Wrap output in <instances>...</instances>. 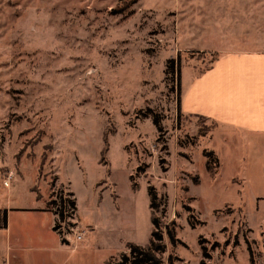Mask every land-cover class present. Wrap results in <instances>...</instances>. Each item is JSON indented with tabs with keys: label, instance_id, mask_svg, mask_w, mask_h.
Here are the masks:
<instances>
[{
	"label": "rangeland",
	"instance_id": "obj_1",
	"mask_svg": "<svg viewBox=\"0 0 264 264\" xmlns=\"http://www.w3.org/2000/svg\"><path fill=\"white\" fill-rule=\"evenodd\" d=\"M247 30L264 33V0H0V193L13 208L64 211L76 250L60 264H118L129 244L149 245L152 215L164 264H251L249 249L264 264L260 171L230 132L177 111L182 85L213 60L185 47L245 50ZM177 54L180 90L166 70Z\"/></svg>",
	"mask_w": 264,
	"mask_h": 264
},
{
	"label": "crops",
	"instance_id": "obj_2",
	"mask_svg": "<svg viewBox=\"0 0 264 264\" xmlns=\"http://www.w3.org/2000/svg\"><path fill=\"white\" fill-rule=\"evenodd\" d=\"M207 28H201L200 34L210 35L204 31ZM245 38V50L215 48L210 41L198 48L185 47L197 53H218L219 57L208 70L182 85L179 110L183 116L204 118L217 124L218 131L230 132L235 147L238 142L244 145L242 160L264 179V33L253 35L247 30ZM11 197L0 193V264H60L59 254L75 252L53 230L57 215L46 211L45 202L37 208H13ZM262 200L264 196L257 197ZM29 212L36 219H27ZM3 213L5 226L1 225ZM42 216L51 222L43 225ZM65 258L64 264H71Z\"/></svg>",
	"mask_w": 264,
	"mask_h": 264
},
{
	"label": "trees",
	"instance_id": "obj_3",
	"mask_svg": "<svg viewBox=\"0 0 264 264\" xmlns=\"http://www.w3.org/2000/svg\"><path fill=\"white\" fill-rule=\"evenodd\" d=\"M133 2H136V1H133ZM118 13H121V12H118ZM200 54H202L203 56H213L211 65L219 57L218 53L203 52ZM180 68H181L180 54H177L175 59H170L167 61L166 70L169 71L172 75L176 76L177 90H180ZM209 68L210 66L206 70H208ZM179 102H180V95L178 98V108H177L178 113H180ZM154 125L156 126L157 129H159L157 120H154ZM213 156H214L213 152L204 153V157L208 159V161L205 163V168L207 172L211 174H215L213 173V164L217 163L218 165L217 158L216 157L214 158ZM147 192L150 198L149 208L151 210L157 209L158 204H157V196L155 192L152 190V188H149ZM61 205H62L61 207L63 208L68 207L70 209L75 210V202L70 199H65L64 202L62 201ZM62 212H63L62 210L58 211V216L61 221L64 220V215ZM151 224L153 226V230L151 232L149 245H147L146 247H141V246H137L134 244H129L128 245V249L130 251L129 256H127L126 254H122L120 262L118 264H164L162 259L159 257L160 254H164L166 251L165 244L163 241L162 225L160 224L159 219L154 217L153 215L151 216ZM1 225L2 226L6 225L5 213H3V217L1 218ZM53 230L56 232V224L54 225ZM165 230H166V234L169 237V239L172 242H174L175 241L174 230L169 229L168 227H166ZM61 243L66 245L64 240H61ZM201 250H202L203 258L209 259L210 255L207 253V251L204 248H201ZM249 255H250L251 264H254L253 255L250 249H249ZM200 264H206V263L204 261H201Z\"/></svg>",
	"mask_w": 264,
	"mask_h": 264
},
{
	"label": "built area",
	"instance_id": "obj_4",
	"mask_svg": "<svg viewBox=\"0 0 264 264\" xmlns=\"http://www.w3.org/2000/svg\"><path fill=\"white\" fill-rule=\"evenodd\" d=\"M11 179H12L11 175H8L5 178V180L3 182L4 188H6V189L10 188ZM68 210L71 211L70 208H68ZM63 214H64V211H63ZM56 215H57V221L55 223L56 224V233L59 235L60 239L64 240L66 245L69 246L68 244H69V242H71L69 237H70V232L72 231V228H70L68 225H66L64 220L63 221L60 220V218L58 216V212L56 213ZM66 227H67V229H66ZM82 239H83V232H80L74 236V242L81 241Z\"/></svg>",
	"mask_w": 264,
	"mask_h": 264
}]
</instances>
